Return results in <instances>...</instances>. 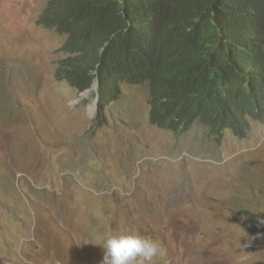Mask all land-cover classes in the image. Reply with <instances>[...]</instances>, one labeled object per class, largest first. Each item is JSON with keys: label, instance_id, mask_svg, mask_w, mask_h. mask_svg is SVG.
I'll return each instance as SVG.
<instances>
[{"label": "rangeland", "instance_id": "rangeland-1", "mask_svg": "<svg viewBox=\"0 0 264 264\" xmlns=\"http://www.w3.org/2000/svg\"><path fill=\"white\" fill-rule=\"evenodd\" d=\"M46 1L0 0V264H99L128 230L158 243L151 264H264V120L219 144L158 131L122 84L99 127L92 91L54 82Z\"/></svg>", "mask_w": 264, "mask_h": 264}, {"label": "trees", "instance_id": "trees-1", "mask_svg": "<svg viewBox=\"0 0 264 264\" xmlns=\"http://www.w3.org/2000/svg\"><path fill=\"white\" fill-rule=\"evenodd\" d=\"M262 1L255 0L258 13ZM157 3L154 22L144 24L132 23L123 11L130 7L128 1L123 6L114 0L73 6L70 0H53L41 22L66 34L64 49L77 54L60 63L58 77L82 91L90 86L99 61L97 125H102L104 106L118 98L119 82L147 80L152 123L182 132L197 123L216 138L224 129L244 136L251 119L264 118V37L255 60L258 79L245 81L235 63L240 47L232 26L216 18L215 0ZM144 8L150 10L148 4ZM162 22L168 24L169 41L162 35ZM153 32L146 49L132 50ZM102 45L107 51L99 55Z\"/></svg>", "mask_w": 264, "mask_h": 264}, {"label": "clouds", "instance_id": "clouds-1", "mask_svg": "<svg viewBox=\"0 0 264 264\" xmlns=\"http://www.w3.org/2000/svg\"><path fill=\"white\" fill-rule=\"evenodd\" d=\"M53 0H47L45 7L38 15L36 19V24L43 29L52 31L57 35L64 36V42L59 48V52L62 53V58L58 59L56 63V67L54 69V82H64L69 88L76 90L79 93H84L86 91H92V96L94 97V104H95V115L94 117L97 120V112H98V79H97V70L99 67V61L94 64V68L91 71L90 75L93 76L90 86L87 89L80 91L76 86H73L65 77H58L57 72L60 66V63L64 60L69 58L75 57L76 53H71L64 49V46L67 42V35L58 31L54 27H49L41 22L42 16H44L45 10L49 5L52 3ZM72 5H85L87 3H93L97 0H70ZM118 4L122 5L128 1V5L130 6L124 12L130 14V21L132 23H152L156 17L154 12V8L157 7L159 0H114ZM218 11L216 12V18L220 19L221 21H227L232 26V34L238 42L240 47V55L239 57L235 55V63L240 71L244 80L250 79H258V73L255 68V60L259 54V51L262 47V40L264 37V7L258 13L257 6L255 4V0H215ZM157 3V4H156ZM264 5V0L262 1ZM144 4H148L150 6V10L147 11L144 8ZM131 22L128 23V26L131 25ZM167 23L162 22V35L169 41L168 33L166 31ZM154 36V32L150 33L148 38H143V41H139L140 45L132 50L134 52H139L146 49L150 41H152ZM105 46L102 45L99 48V55L105 52ZM122 84H126V86H145L147 89V96H146V104L148 107L147 112V122L150 127L158 129V131L162 132H170L173 134H184L190 130V128L194 125L201 124H193L190 128L182 132L183 130H173L169 128L160 127L155 123L151 122L150 115L152 110V103H151V85L150 82L145 80L139 83H130L121 81L119 82V89L120 94L118 98L104 106L100 113V118L102 119V125H98L99 127L106 126L108 124V118L105 114L107 107L117 102L122 95ZM162 102V101H161ZM264 120V118H263ZM250 120V129L251 124L253 122H262ZM131 125V124H130ZM132 126V125H131ZM206 127V126H203ZM132 128V133H136L135 128ZM208 129V135L217 143L221 142L223 135L225 132L229 131L235 138L240 140H245L248 138V134L250 129L246 132V134L242 137L237 136L231 129H224L221 132V137L216 138L212 135ZM150 159V157H147ZM139 166L136 167V173L139 172ZM213 213V208L211 211ZM102 257L99 261V264H144V262H148L151 264L153 258L158 254L159 246L158 243L151 239L150 237H145L141 235L139 232L128 230L126 232H122L117 235H109L104 239L102 245Z\"/></svg>", "mask_w": 264, "mask_h": 264}, {"label": "bare ground", "instance_id": "bare-ground-1", "mask_svg": "<svg viewBox=\"0 0 264 264\" xmlns=\"http://www.w3.org/2000/svg\"><path fill=\"white\" fill-rule=\"evenodd\" d=\"M54 73V72H53ZM260 85V84H259ZM93 120H95V119H93Z\"/></svg>", "mask_w": 264, "mask_h": 264}]
</instances>
